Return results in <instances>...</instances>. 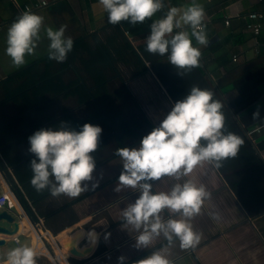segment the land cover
<instances>
[{
    "label": "crops",
    "instance_id": "crops-1",
    "mask_svg": "<svg viewBox=\"0 0 264 264\" xmlns=\"http://www.w3.org/2000/svg\"><path fill=\"white\" fill-rule=\"evenodd\" d=\"M41 1H46L48 5L44 8L34 9L32 12L44 18L45 27L58 30L64 26L65 36L71 37L73 40L86 36L87 41L94 45L95 37L96 40L103 43L109 41L112 50L118 47L123 59L117 60V56L114 55L116 60L112 68L105 69L102 73L105 76H113L107 85L109 91L119 92L116 104L124 110L125 119L141 122L142 113L153 127L158 126L174 103L150 70L143 75L132 77L136 74L133 60L124 47H126L125 39L134 48L146 45L152 20L159 18L164 14L163 12L158 13L152 20L137 23L135 26L130 22L122 21L119 28L122 30L123 36H116L112 34L115 32L116 26L108 22L107 13L103 10L99 0H0V22L2 23L0 25V83L47 54L49 41L43 32L36 54L27 57V63L23 67H14L11 58L6 54L8 28L20 15L19 10L24 6L31 7ZM165 2L168 6H182L190 5L191 0H165ZM198 2L205 7L206 33L209 43L207 46L196 45L193 38V44L199 47L202 53L200 68L204 73L203 80L214 92V98L220 100L224 107H227L231 100L238 96V90L234 84H239L242 78L251 71H254L253 74L264 71V44L256 47L251 36L243 30L242 20L237 17L260 10L262 4L257 3V0H198ZM225 19L229 20V26L224 25ZM233 57L236 58L235 61L232 60ZM156 61L160 65L164 63L170 65L166 56ZM145 66L148 67V63H145ZM138 68L139 66H137ZM69 72L72 73L71 70ZM257 89L260 92V98L246 108L236 106L234 119L238 121L244 134L253 144L255 153L264 161V127L260 132L248 135L256 126L264 123V81L257 86ZM126 90L135 100L139 109ZM2 99L3 92L0 87V101ZM66 101H69L70 105L63 103ZM15 103L10 100L0 105V124L18 115ZM63 106H68L67 110L75 117H83L93 111L92 105L78 106L74 99H69L59 100L55 102V105L50 106L47 112L35 116L43 121L45 116L58 117L63 111ZM257 110L260 112V118L254 120L253 113ZM98 126L103 129L101 125ZM43 128L53 127L43 123L40 127L30 130L28 127L25 128L22 122H16L0 129V142H2L4 158L13 162L16 156H21L23 159L33 156L29 152L28 138ZM146 129L144 128L147 133ZM106 133L107 131L103 129L102 135ZM114 147V144H110L104 150L99 151L97 155L100 158L96 156V152L93 155L101 160L108 156ZM32 159L28 161L30 168ZM0 160L5 162L1 152ZM20 162L21 160L14 162V166H18ZM122 163L118 156L96 168L92 183L98 182L99 186L91 190L90 184V190L80 195L86 194V197L79 201L74 200L80 196L69 198L64 195L59 197L49 195L33 204L23 194L37 218L43 221L45 228L52 235L60 239L59 236L62 234H66L68 238L76 233H81L75 244L77 249L83 251L91 247L84 257L65 256L63 253V260L68 264H120L119 257L121 256L126 257L124 264H135L136 261L146 258L152 251L167 244V241L160 237L148 249H138L135 247V236L138 233L131 228H123L122 210L129 203H134L139 193L128 188H122L119 192L115 191L119 184L117 176L123 171ZM253 169L260 173V180H255V182L251 178ZM242 170L244 171L241 175L243 182L234 180L233 174L237 170L227 171L225 175H229V178L237 186L241 184L244 186L247 191L245 190L242 198L246 202L255 205L257 210L263 209L264 172L257 165L250 164L240 168L235 174L240 175L239 172ZM6 172L13 176L10 167H6ZM193 178L204 184L212 193V199L203 208L202 214L192 221L195 230L202 233V239L195 250H182L179 247V241H176L169 250V259L173 260L174 264H264V211L256 215L245 211L224 176L215 168L205 166L203 169L197 170L193 174ZM176 182L172 178H163L161 181L152 183L155 186V191H170ZM19 187L21 188V186ZM8 190H10L9 185L4 178V172L0 169V193L8 192ZM30 193L38 194L34 188L30 189ZM72 201L75 203L71 204ZM66 204L70 205L64 208ZM210 211L218 213L219 219H213L209 215ZM50 212H54V214L50 215ZM90 233L96 234V242L92 241ZM19 237L25 239L23 243ZM19 237L18 245L11 241V236L5 238L6 243L13 242L16 247L22 245L34 247L30 236ZM0 238H2L1 235ZM62 250L63 248L60 249V252ZM0 264H7L2 253H0ZM37 264L52 263L45 256L39 255Z\"/></svg>",
    "mask_w": 264,
    "mask_h": 264
},
{
    "label": "clouds",
    "instance_id": "clouds-1",
    "mask_svg": "<svg viewBox=\"0 0 264 264\" xmlns=\"http://www.w3.org/2000/svg\"><path fill=\"white\" fill-rule=\"evenodd\" d=\"M112 25L122 21L133 26L152 20L150 35L146 38V51L152 55L166 56L177 74L185 76L201 67L202 53L196 45L207 46L206 11L198 0L190 5L168 6L165 0H99ZM42 32L49 41L47 53L50 60L64 62L73 49L74 41L65 36V27L58 30L44 26V18L24 11L11 24L7 32L6 54L14 67L21 68L27 57L36 54ZM209 89L193 86L184 98L174 102L171 110L159 125L145 135L138 147L117 150L123 171L116 192L122 188L138 192L134 203L122 210L123 228H131L135 247L148 249L163 237L167 244L135 264H174L169 250L176 241L182 250H195L202 233L195 230L193 219L202 214L211 201L212 193L193 178V174L210 166L220 169L230 158H237L243 139L225 131L223 103L214 98ZM260 112L253 113L259 120ZM103 129L85 123L79 130L61 123L57 128L37 130L28 139L31 160L32 187L51 196L77 198L82 193L98 187L94 180L97 167L93 153L98 150ZM172 178L177 181L170 191H155L153 181ZM219 219L216 212H209ZM110 235V234H109ZM96 242L95 233H90ZM40 253L34 247L22 245L6 254L7 264H37ZM126 257H119L124 264Z\"/></svg>",
    "mask_w": 264,
    "mask_h": 264
},
{
    "label": "trees",
    "instance_id": "trees-1",
    "mask_svg": "<svg viewBox=\"0 0 264 264\" xmlns=\"http://www.w3.org/2000/svg\"><path fill=\"white\" fill-rule=\"evenodd\" d=\"M115 29V32H112L113 35L123 36V32L119 27ZM73 41V49L68 53L66 61L61 63L50 60L47 53L42 59L30 63L0 83L3 92V99L0 101V105L11 100L16 102L18 110V115L1 123L0 129L2 130L4 127L13 125L16 122H22V125L25 128L28 127L30 130L40 127L43 123L49 124L53 128L59 127L61 123H67L76 130H79L85 123L101 125L107 133L100 137V145L96 151V156L100 158L97 155L98 152L104 150L107 145L114 144L115 147L110 151L108 156L101 158V160L95 156L96 168H98L118 157L116 155L118 149L124 147L132 148L139 145L142 138L149 134L154 127L142 113L141 122L125 119L124 110L120 109L116 104L119 92H110L107 87L108 82L113 76H105L102 73L105 69L112 68L116 60L114 55L117 56V60L123 59L120 56L118 47L112 50L109 41L103 43L96 40L95 37L93 39L94 45L87 41L86 36L79 37ZM125 43L126 47H124V50H128L136 73L132 77L143 75L150 70L157 77L173 103L184 98L193 86L210 90L207 83L203 80L204 73L200 67L194 68L185 76H180L173 65L170 64V66L167 63L160 65L157 61L155 62V60L162 59L163 57L149 54L145 50L146 45L134 48L126 39ZM145 63H148V67L145 66ZM137 66H139L138 69ZM69 69L72 71L71 74ZM253 72L251 71L246 77H243L239 84H234L238 90V96L231 100L227 107H223L222 109L225 116V131L241 136L244 144L240 148L238 157L226 160L217 171L224 176L228 186L241 203L243 209L248 211V213L256 215L257 213H262L264 208L257 210L255 205L246 202L242 198L246 190L244 186L242 184L237 186L229 178V175H225L227 171L232 172V170H237L236 172H238L240 168L250 164L257 165L264 172V161L255 153L253 144L246 134H244L238 121L234 119L236 106L246 108L261 96L257 86L264 81V71L256 74H253ZM119 78L121 79L120 76ZM126 93L131 97L137 109H139L137 103L127 90ZM69 99H74L78 106L85 107L86 105L87 107V105H92L93 111L83 117H75L67 110L68 106H63V111L58 117L45 116L44 121L36 118L35 115L47 112L50 106L55 105V102ZM144 128H147V133ZM1 145L2 142H0V152L5 162L0 160V169L4 172V178L11 192L20 202L29 218L35 222L37 216L28 201L30 200L35 204L51 194L48 191L38 194L30 193V189L33 188L30 183L33 173L28 161L34 155L27 159L16 156L12 162L4 158ZM20 160L21 162L18 166H14ZM6 167L11 168L13 176L6 172ZM235 173L233 174L234 180L236 182H243L241 181L243 180V176L241 175H243L244 171H240V175ZM251 173V178L254 182L255 180H260V173L256 169H253ZM23 194H25L28 201ZM85 195L80 196L74 201L83 199L86 197ZM74 201L71 204L75 203ZM69 205L66 204L64 208ZM53 214L54 212H50V215Z\"/></svg>",
    "mask_w": 264,
    "mask_h": 264
},
{
    "label": "built area",
    "instance_id": "built-area-1",
    "mask_svg": "<svg viewBox=\"0 0 264 264\" xmlns=\"http://www.w3.org/2000/svg\"><path fill=\"white\" fill-rule=\"evenodd\" d=\"M257 3L262 4L260 10L237 16L243 22V30L251 36L256 47L264 44V0H257ZM47 5L48 3L46 1H41L31 7L24 6L19 10V13L21 14L24 11L32 12L34 9L44 8ZM1 24L0 22V25ZM224 25H230L228 19L224 20ZM114 26L121 27L120 24ZM125 34H127V32H125ZM232 60L235 61L236 58L233 57ZM263 127L264 123L256 126L248 135L251 136L254 132H260ZM2 211L10 214L14 218V222L17 223L16 234L11 235V241L18 245L19 236H30L31 242H33L35 249L41 256L48 258L52 264H68L67 261L63 260V255L60 254L62 245L58 237L52 235L50 231L45 228L41 219L37 218V220L33 222L11 190L0 193V212ZM59 255H61V257H59Z\"/></svg>",
    "mask_w": 264,
    "mask_h": 264
},
{
    "label": "water",
    "instance_id": "water-1",
    "mask_svg": "<svg viewBox=\"0 0 264 264\" xmlns=\"http://www.w3.org/2000/svg\"><path fill=\"white\" fill-rule=\"evenodd\" d=\"M5 224L8 225V228L5 226ZM16 230L17 223L14 222V218L5 211L0 212V235L2 237L0 238V247L5 245L7 241L5 238L15 234ZM80 234L81 233H76L74 235H71L67 239H62L60 241L62 248L69 249V253L73 257H84L91 250V247L83 251H79L76 249V247L74 246V242L78 239Z\"/></svg>",
    "mask_w": 264,
    "mask_h": 264
},
{
    "label": "rangeland",
    "instance_id": "rangeland-1",
    "mask_svg": "<svg viewBox=\"0 0 264 264\" xmlns=\"http://www.w3.org/2000/svg\"><path fill=\"white\" fill-rule=\"evenodd\" d=\"M64 104H67V105H70V102L68 101H66V102H63ZM93 207H95V205H93ZM5 226L8 228V225H6L5 224ZM59 240L61 241L62 239H67V235L65 234V235H60L59 236ZM19 240L23 243V241L25 240L24 238H21V237H19ZM16 246L14 245V243L13 242H7L6 243V245L4 246V247H2V248H0V253H2L4 256H5V258H6V254H7V252L10 250V249H12V248H15ZM69 250V249H68ZM68 250H67V248H64L63 250H62V252H60V254L62 255L63 253L65 254V256H70V253H67L66 254V252H68ZM61 255H59L60 257H61Z\"/></svg>",
    "mask_w": 264,
    "mask_h": 264
},
{
    "label": "bare ground",
    "instance_id": "bare-ground-1",
    "mask_svg": "<svg viewBox=\"0 0 264 264\" xmlns=\"http://www.w3.org/2000/svg\"><path fill=\"white\" fill-rule=\"evenodd\" d=\"M79 237H80V235H79ZM79 237H78V239L74 242V246H75V244H76V242L79 240ZM76 247V249H77V246H75ZM78 250V249H77Z\"/></svg>",
    "mask_w": 264,
    "mask_h": 264
}]
</instances>
